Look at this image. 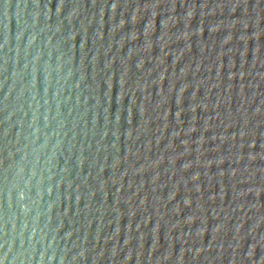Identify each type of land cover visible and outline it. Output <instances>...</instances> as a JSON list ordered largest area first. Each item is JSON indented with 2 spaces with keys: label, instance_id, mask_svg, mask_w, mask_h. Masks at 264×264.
Returning <instances> with one entry per match:
<instances>
[{
  "label": "water",
  "instance_id": "1",
  "mask_svg": "<svg viewBox=\"0 0 264 264\" xmlns=\"http://www.w3.org/2000/svg\"><path fill=\"white\" fill-rule=\"evenodd\" d=\"M0 264H264V0H0Z\"/></svg>",
  "mask_w": 264,
  "mask_h": 264
}]
</instances>
